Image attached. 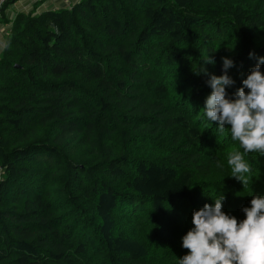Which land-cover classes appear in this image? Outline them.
Segmentation results:
<instances>
[{
  "label": "trees",
  "instance_id": "1",
  "mask_svg": "<svg viewBox=\"0 0 264 264\" xmlns=\"http://www.w3.org/2000/svg\"><path fill=\"white\" fill-rule=\"evenodd\" d=\"M260 57L264 0L18 14L0 55V264H178L195 210L224 195L243 220L264 156L244 188L227 163L243 149L203 109L222 58L232 97Z\"/></svg>",
  "mask_w": 264,
  "mask_h": 264
},
{
  "label": "clouds",
  "instance_id": "2",
  "mask_svg": "<svg viewBox=\"0 0 264 264\" xmlns=\"http://www.w3.org/2000/svg\"><path fill=\"white\" fill-rule=\"evenodd\" d=\"M255 54L250 53V58ZM221 76L211 75L206 81L211 94L206 98L203 112L208 121L218 122L223 134L230 130L231 140L239 142L243 152L228 159L231 177L247 187L252 174L248 154L264 156V57L242 81L234 96L227 89L235 85L228 75L234 62L222 58ZM247 89V91H245ZM218 166L223 164L218 161ZM225 196L214 199L212 204L192 214L193 227L182 237V246L187 254L178 259V264H264V196L253 195L250 207L242 209L245 218L239 220L223 210Z\"/></svg>",
  "mask_w": 264,
  "mask_h": 264
},
{
  "label": "crops",
  "instance_id": "3",
  "mask_svg": "<svg viewBox=\"0 0 264 264\" xmlns=\"http://www.w3.org/2000/svg\"><path fill=\"white\" fill-rule=\"evenodd\" d=\"M39 1L44 2L42 5V9H39L40 12H38V13H42L48 9L57 10V9L64 8V7H70L71 6L70 3L73 5L74 3H77L80 0H36V1L35 0H19L20 3L18 5L14 4L15 5L14 10H12V12H9V16H7L8 10L6 11L5 16L9 21H12L14 18L13 12H16V14L17 13L27 14L28 12H31L35 9V8L33 9V6L35 4L38 5ZM9 8H10V6L8 7V9ZM12 15H13V17H12ZM1 26H3V25L0 23V27ZM1 180H2V172L0 170V181Z\"/></svg>",
  "mask_w": 264,
  "mask_h": 264
},
{
  "label": "rangeland",
  "instance_id": "4",
  "mask_svg": "<svg viewBox=\"0 0 264 264\" xmlns=\"http://www.w3.org/2000/svg\"><path fill=\"white\" fill-rule=\"evenodd\" d=\"M9 1H16V0H9ZM36 1V0H35ZM3 2V1H2ZM2 2L0 3V7H1V4H2ZM20 2H19V0L17 1V2H15V5H18ZM43 1H39L38 2V5L37 4H35L34 6H33V11H31V12H28L27 14H29V13H36V14H38V12H40L39 11V9H42V5H43ZM14 4H11L10 5V8L8 9V12H7V16H9V12H12V10H14V6H15ZM37 5V6H36ZM70 5L72 6V4L70 3ZM39 7V8H38ZM38 10V11H37ZM19 13H17L16 14V12H13V15H14V18H13V20L17 17V15H18ZM13 15H12V17H13ZM6 21H8V23H1L3 26H1L0 27V55L2 54V52H3V50H4V47H5V44H6V38H7V36H8V33L10 32V29H11V27H12V21H9V20H7V18L5 19Z\"/></svg>",
  "mask_w": 264,
  "mask_h": 264
},
{
  "label": "built area",
  "instance_id": "5",
  "mask_svg": "<svg viewBox=\"0 0 264 264\" xmlns=\"http://www.w3.org/2000/svg\"><path fill=\"white\" fill-rule=\"evenodd\" d=\"M2 1H3V2H2V4H3V3H5V2H7V1H9V0H2ZM2 4H1V5H2Z\"/></svg>",
  "mask_w": 264,
  "mask_h": 264
},
{
  "label": "water",
  "instance_id": "6",
  "mask_svg": "<svg viewBox=\"0 0 264 264\" xmlns=\"http://www.w3.org/2000/svg\"><path fill=\"white\" fill-rule=\"evenodd\" d=\"M2 2V0H0V3Z\"/></svg>",
  "mask_w": 264,
  "mask_h": 264
}]
</instances>
